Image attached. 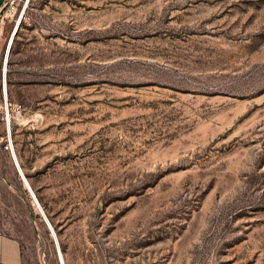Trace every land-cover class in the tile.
Instances as JSON below:
<instances>
[{
    "label": "rangeland",
    "instance_id": "rangeland-1",
    "mask_svg": "<svg viewBox=\"0 0 264 264\" xmlns=\"http://www.w3.org/2000/svg\"><path fill=\"white\" fill-rule=\"evenodd\" d=\"M10 147L63 264H264V0H4L0 231L61 264Z\"/></svg>",
    "mask_w": 264,
    "mask_h": 264
},
{
    "label": "crops",
    "instance_id": "crops-1",
    "mask_svg": "<svg viewBox=\"0 0 264 264\" xmlns=\"http://www.w3.org/2000/svg\"><path fill=\"white\" fill-rule=\"evenodd\" d=\"M4 0H0V9ZM0 264H23L18 238L0 231Z\"/></svg>",
    "mask_w": 264,
    "mask_h": 264
},
{
    "label": "water",
    "instance_id": "water-1",
    "mask_svg": "<svg viewBox=\"0 0 264 264\" xmlns=\"http://www.w3.org/2000/svg\"><path fill=\"white\" fill-rule=\"evenodd\" d=\"M13 34V33H12ZM11 37H12V35H11ZM5 71V70H4ZM4 71H3V73H4ZM4 75H5V73H4ZM4 93H5V86H4ZM7 125H8V123H7ZM11 155H12V158H13V160H14V162H15V164H16V167H17V169H18V171H19V174H20V176L23 178V179H25V175H24V173L22 172V170L19 168V165H18V162H17V160H16V157H15V154H14V151H13V149L11 148ZM29 191H30V193H31V195H32V197L34 196V194L32 193V191H31V189L29 188ZM34 198V197H33ZM42 211V210H41ZM42 216H43V218L45 219V221H46V223H47V225L49 226V228H50V230H52L53 228H52V226L49 224V221H48V219H47V217L45 216V214H44V212L42 211ZM52 232H53V230H52ZM54 234V233H53ZM54 236V235H53ZM54 239H55V242H57V239L55 238V236H54ZM58 243V242H57ZM57 246V245H56ZM58 249V248H57Z\"/></svg>",
    "mask_w": 264,
    "mask_h": 264
},
{
    "label": "bare ground",
    "instance_id": "bare-ground-1",
    "mask_svg": "<svg viewBox=\"0 0 264 264\" xmlns=\"http://www.w3.org/2000/svg\"><path fill=\"white\" fill-rule=\"evenodd\" d=\"M16 29V28H15ZM14 31H16V30H14ZM14 35V32H13V34H12V36ZM12 38V37H11ZM11 42V41H10ZM15 154V153H14ZM16 157V156H15ZM17 160V159H16ZM18 162V161H17ZM18 165H19V163H18ZM19 168H20V166H19ZM25 177V176H24ZM23 179V178H22ZM23 181H24V184H25V186L28 188V190H29V188L31 189V191H32V193L34 194V191H33V189H32V187H31V185H30V183H29V181H28V179L25 177V179H23ZM34 198V201L36 202V204H37V207H38V209L40 210V212L42 213V208L40 207V204H39V202H38V200L36 199V196H35V194H34V196H33ZM42 210V211H41ZM49 224L51 225V223L49 222ZM52 226V225H51ZM53 228V227H52ZM53 230V232H52V235H54L55 236V238H56V235H55V232H54V229H52ZM51 230V231H52ZM54 233V234H53ZM56 244H57V248H58V253H59V257H60V262H61V264H63V262H62V259H61V253H60V249H59V246H58V243L56 242Z\"/></svg>",
    "mask_w": 264,
    "mask_h": 264
},
{
    "label": "built area",
    "instance_id": "built-area-1",
    "mask_svg": "<svg viewBox=\"0 0 264 264\" xmlns=\"http://www.w3.org/2000/svg\"><path fill=\"white\" fill-rule=\"evenodd\" d=\"M10 149H11V147H10Z\"/></svg>",
    "mask_w": 264,
    "mask_h": 264
}]
</instances>
